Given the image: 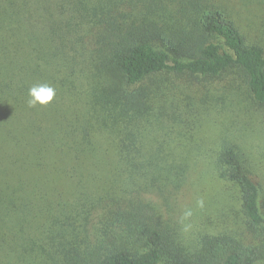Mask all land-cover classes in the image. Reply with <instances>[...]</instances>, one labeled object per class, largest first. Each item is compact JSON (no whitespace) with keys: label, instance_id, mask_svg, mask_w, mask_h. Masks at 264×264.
I'll return each instance as SVG.
<instances>
[{"label":"trees","instance_id":"1","mask_svg":"<svg viewBox=\"0 0 264 264\" xmlns=\"http://www.w3.org/2000/svg\"><path fill=\"white\" fill-rule=\"evenodd\" d=\"M216 3L0 0V264H264L262 187L238 135L215 165L246 237L186 245L154 199L186 180L175 149L204 124L178 80L230 78L264 107V46ZM44 83L53 101L30 108Z\"/></svg>","mask_w":264,"mask_h":264},{"label":"rangeland","instance_id":"2","mask_svg":"<svg viewBox=\"0 0 264 264\" xmlns=\"http://www.w3.org/2000/svg\"><path fill=\"white\" fill-rule=\"evenodd\" d=\"M212 1L227 6V12L248 42H259L264 46L263 5L261 7L253 0L251 4L248 0ZM160 78L175 80L169 74L157 77ZM177 82L180 84L178 89L182 90L178 99L198 107L204 124L196 126L185 145L175 149L177 161L182 155L185 157L186 180L178 190L176 186H168L164 194L155 195V203L167 224L186 245L206 235L226 234L242 239L248 230L240 211L239 192L235 185L218 178L215 158L220 139H233L238 135L237 144L249 157L251 168L256 169L255 179L261 184V201H264V107L248 101L241 94L240 84L231 82L230 78L200 82L180 79ZM236 92L238 96H235Z\"/></svg>","mask_w":264,"mask_h":264},{"label":"clouds","instance_id":"3","mask_svg":"<svg viewBox=\"0 0 264 264\" xmlns=\"http://www.w3.org/2000/svg\"><path fill=\"white\" fill-rule=\"evenodd\" d=\"M55 95V88L47 83L33 85L28 90L27 104L30 108L46 107L53 101Z\"/></svg>","mask_w":264,"mask_h":264}]
</instances>
